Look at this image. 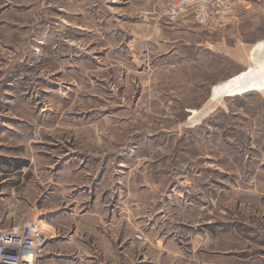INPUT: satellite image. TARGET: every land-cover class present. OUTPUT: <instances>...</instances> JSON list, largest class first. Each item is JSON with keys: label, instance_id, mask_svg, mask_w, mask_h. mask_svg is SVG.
<instances>
[{"label": "rangeland", "instance_id": "1", "mask_svg": "<svg viewBox=\"0 0 264 264\" xmlns=\"http://www.w3.org/2000/svg\"><path fill=\"white\" fill-rule=\"evenodd\" d=\"M167 1L0 0V229L36 219V264H264V87L212 97L264 0Z\"/></svg>", "mask_w": 264, "mask_h": 264}, {"label": "built area", "instance_id": "2", "mask_svg": "<svg viewBox=\"0 0 264 264\" xmlns=\"http://www.w3.org/2000/svg\"><path fill=\"white\" fill-rule=\"evenodd\" d=\"M234 0H168V20L186 15L202 25L223 26L233 14ZM47 235L36 219L0 229V264H36L44 253Z\"/></svg>", "mask_w": 264, "mask_h": 264}, {"label": "bare ground", "instance_id": "3", "mask_svg": "<svg viewBox=\"0 0 264 264\" xmlns=\"http://www.w3.org/2000/svg\"><path fill=\"white\" fill-rule=\"evenodd\" d=\"M264 40V39H263ZM258 46V49L252 55L254 67L239 72L229 79L221 81L212 87V97L222 93L237 94L245 89L253 87H264V41ZM209 107V106H208ZM195 111V110H194Z\"/></svg>", "mask_w": 264, "mask_h": 264}, {"label": "crops", "instance_id": "4", "mask_svg": "<svg viewBox=\"0 0 264 264\" xmlns=\"http://www.w3.org/2000/svg\"><path fill=\"white\" fill-rule=\"evenodd\" d=\"M242 1V0H241ZM245 1V0H244ZM235 0H234V4H235ZM234 17H235V14H234V11H233V14L231 15V16H229V18H228V20H227V22L229 23L230 21H232V19H234ZM39 259V258H38Z\"/></svg>", "mask_w": 264, "mask_h": 264}]
</instances>
